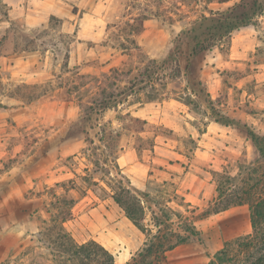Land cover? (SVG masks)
<instances>
[{
	"label": "rangeland",
	"instance_id": "1",
	"mask_svg": "<svg viewBox=\"0 0 264 264\" xmlns=\"http://www.w3.org/2000/svg\"><path fill=\"white\" fill-rule=\"evenodd\" d=\"M88 2L66 9L67 31L59 18L28 30L0 0V264H55L40 233L53 193L74 199L63 226L77 243L98 242L114 264L142 249L147 234L86 158L104 125L119 135L105 142L120 148L110 176L139 198L143 223L187 236L204 262L222 241L204 217L218 187L264 172V0ZM229 22L243 25L227 34ZM196 41L206 49L190 58Z\"/></svg>",
	"mask_w": 264,
	"mask_h": 264
},
{
	"label": "trees",
	"instance_id": "2",
	"mask_svg": "<svg viewBox=\"0 0 264 264\" xmlns=\"http://www.w3.org/2000/svg\"><path fill=\"white\" fill-rule=\"evenodd\" d=\"M226 1L217 0L220 3ZM232 23H226L225 30L227 34L236 27L243 25L242 22L234 23L233 25L236 26L231 25ZM205 49L206 47L203 44L196 41L191 47L189 57L196 56ZM39 96L40 94L30 96V98L27 96L26 98H29L27 102L30 103L38 99ZM103 103L98 102L97 104L101 110L107 108V104ZM127 118L131 123L138 121L130 116H127ZM97 135H99V142L104 141L103 149L101 147L89 148V154H86V158H93L94 174L100 175L99 182L103 181L105 176L108 177L109 182L108 184L107 182L106 184L104 183L106 189L99 186L97 182L92 183L97 187L99 186L100 191L104 195H108L124 212L125 217L138 230L147 234L148 237L142 249L125 264H168L166 252L185 242L188 237L163 231L160 228L161 224H158L155 233L152 234L151 229L143 223V207L139 198L129 186L123 184L121 179L110 176L108 166L111 164L114 166L117 159L115 155L117 151H120V148L116 145L105 144V142L116 139L119 136L117 130H112L104 125L98 129ZM250 137L254 144H257L252 134ZM84 142L90 144L89 146L93 144L92 139L87 140L85 138ZM97 150L100 151L101 160L98 158ZM226 179L230 180L229 178ZM248 183L244 189L240 188L237 190L218 187L217 191L220 192H218L219 194L216 198L218 201L215 203L216 207L207 212L204 217L232 207L247 205L250 212L251 233L234 241L224 243L222 249L215 254L216 257L214 256L215 258H213L215 260L209 261L207 264H264V172L250 178ZM55 186L62 187L63 184L59 185L56 183ZM52 199L48 203V207L44 211L42 210L47 217L42 219L40 226V233L47 231L46 236L49 241L46 248L52 257L51 260L55 264H114L113 255L101 244L92 239L77 243L70 233L65 230L63 224L71 218V208L74 204V199L67 195L57 197L55 193L52 194ZM185 231L188 232V230ZM231 249L233 251L232 256L229 255ZM216 260L217 262L220 260V262L217 263Z\"/></svg>",
	"mask_w": 264,
	"mask_h": 264
},
{
	"label": "crops",
	"instance_id": "3",
	"mask_svg": "<svg viewBox=\"0 0 264 264\" xmlns=\"http://www.w3.org/2000/svg\"><path fill=\"white\" fill-rule=\"evenodd\" d=\"M10 12L13 19L20 21L21 26L32 30L38 27H43L47 20L50 18H59L63 20V26L67 29V26L72 27V23L68 22V19H74L75 13L73 11L66 14L67 8L74 6L81 9H86L89 6L88 0H1ZM73 4V5H72ZM86 16L92 17V14L82 13L78 27L86 28L84 19ZM67 17V18H64ZM83 21V22H82ZM66 23V24H65ZM72 28H68L67 31H71ZM209 217V216H208ZM126 218V217H125ZM126 220H128L126 218ZM129 221V220H128ZM205 221L214 224L216 229H219L221 237L220 246L211 253L214 256L219 250L222 249L224 243L234 241L238 238L244 237L251 233L250 224V212L249 209L244 206H236L219 213L210 215ZM130 222V221H129ZM131 223V222H130ZM133 225V224H132ZM134 226V225H133ZM138 230V229H137ZM193 242L186 240L169 252H172L171 261L168 264H175L177 262H184V264H207L210 257L204 255V262L199 259L201 255L199 251L193 250ZM104 247V246H103ZM105 248V247H104ZM202 257V256H200ZM167 261L168 258L166 257Z\"/></svg>",
	"mask_w": 264,
	"mask_h": 264
}]
</instances>
